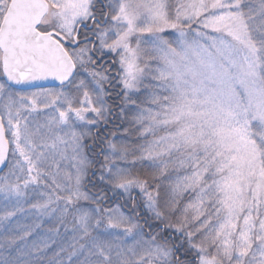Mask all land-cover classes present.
<instances>
[{
    "label": "snow or ice",
    "instance_id": "1",
    "mask_svg": "<svg viewBox=\"0 0 264 264\" xmlns=\"http://www.w3.org/2000/svg\"><path fill=\"white\" fill-rule=\"evenodd\" d=\"M105 52L135 108L124 132L139 142H109L101 167L132 215L84 190L93 162L83 141L109 111V69L93 58ZM0 72V164L10 145L13 157L0 176V225L46 218L69 240L68 264H264V0H0ZM49 77L61 90L12 87ZM42 109L51 115L41 124L32 117ZM129 155L144 175L114 163ZM16 227L0 264H41L47 243L12 254L34 230ZM167 228L184 239L172 243Z\"/></svg>",
    "mask_w": 264,
    "mask_h": 264
},
{
    "label": "rangeland",
    "instance_id": "2",
    "mask_svg": "<svg viewBox=\"0 0 264 264\" xmlns=\"http://www.w3.org/2000/svg\"><path fill=\"white\" fill-rule=\"evenodd\" d=\"M195 28V25L193 26ZM165 38L169 39V40H173L175 39V33H174V30H166V33H165ZM191 38V37H190ZM99 55V54H98ZM106 56V57H105ZM101 57V56H99ZM102 57H105L107 62H106V65L104 67V69H109V71L106 73L109 77H110V80L112 81V85L114 86V89L112 90H107L108 87H111L109 84V86L107 85V83H105L104 87H105V91L108 93L109 96H112L114 97V99H111L112 101H115V102H120L121 103V106L120 108L117 110L116 112V118L120 120V117H124V115L126 114L128 116V121L127 123H129V121L131 120V117L133 116L134 112H135V108L134 106L132 105H126L123 103V91H122V85L120 84L119 82V76L117 75V73L119 72V65L117 63L118 61V57H116L114 54L110 53V52H105V54L102 56ZM97 67H100V65H97ZM97 70H101V68H97ZM116 74V76H115ZM79 78L80 79H85L86 81H89L91 78L87 75V73H85L83 70L80 71V74H79ZM0 81H3V76H2V72H0ZM107 86V87H106ZM72 86H69V85H66L65 86V91L68 90V88H70ZM15 89V88H14ZM39 89H51V90H55V91H59L61 90V86H57V87H46V88H37V89H32V90H17L15 89L16 91H19V92H32V91H37ZM134 99H136L137 97H133ZM140 99H143V94L140 95L139 97ZM117 104L116 103H111L109 102L108 100H106V97H105V106L109 109H112L113 106H116ZM76 106H79V105H76ZM123 107V111H121L120 109H122ZM120 110V111H119ZM109 111L107 112V119H106V122L108 120H110V113ZM130 111V112H129ZM124 113V114H123ZM51 115V113L48 111V110H40L39 112L37 113H34L33 114V119L34 121L38 122V123H44L46 118ZM89 118L90 119H95V116L94 114H90L89 115ZM106 122H101L99 123L98 125H95V126H89L90 128V131L91 133L94 135V131H100V126ZM130 124V123H129ZM109 133V137H110V132ZM117 134V137H119L118 139H114L113 140V135L110 137V139L105 143L104 141L109 138V137H106V138H101V137H95V138H92L93 135H90L88 137L85 138V140L83 141L85 147H84V153L85 155L87 156V158L89 160H91L94 164V162L97 160L98 162L104 161V156L105 155H109V148H108V144L109 142H112V143H115L117 144V146L119 147V145L121 144V140L123 139L124 137V132L122 133V135H120L121 133H116ZM120 135V136H119ZM94 139V145H90L89 141L93 140ZM106 144V149L104 148H101L103 147V145ZM101 145V147H100ZM92 146V147H90ZM11 145H10V150H11ZM132 156L129 155L127 160H114V163H116L118 166L120 167H129V168H132ZM13 162V157H12V154L10 152V159H9V163H8V166L7 168L5 169V171H3L0 176L4 175L5 173L8 172L9 170V167L11 166V163ZM105 163V161H104ZM93 167V166H92ZM92 167H90L88 169V172H87V175L85 177V181H84V188H85V184L86 182H90L93 178H91L90 180V177H88L92 171ZM133 173H136V172H133ZM102 175H105L106 177V170L101 168L100 171L98 170L97 172V175L95 176V179L98 177L100 178ZM106 179L107 177L105 178V180H102L106 186H108L107 182H106ZM94 180V179H93ZM87 185V184H86ZM110 186V185H109ZM108 186V187H109ZM110 188V194L112 196V199H108V196L110 195L109 193H103L104 196L106 197V204H107V208H113V207H116V206H120V209H121V203L123 202L125 204L126 207H131L132 204H133V200L130 198L129 194L127 193H123L121 190H113L111 188V186L109 187ZM85 190V189H84ZM86 191V190H85ZM121 198L122 202L116 198ZM131 197H134L135 198V202L137 201L136 197H138L140 199V201H142L141 197H142V194L140 193L139 189H132L131 191ZM3 204V201L0 200V205ZM131 204V206L129 205ZM136 210V209H135ZM122 211V210H121ZM125 214H127L125 211H123ZM136 212H139V211H136ZM133 214V213H132ZM144 215L146 216V214L144 213ZM34 219L35 221L36 218L34 215L32 214H23L21 213L20 216H17L16 217V222H19L20 225H25L26 220H29V219ZM140 218H143V215H140ZM45 221H46V218H45ZM38 223V221H37ZM141 223V221H140ZM61 231H63V229H61Z\"/></svg>",
    "mask_w": 264,
    "mask_h": 264
},
{
    "label": "trees",
    "instance_id": "3",
    "mask_svg": "<svg viewBox=\"0 0 264 264\" xmlns=\"http://www.w3.org/2000/svg\"><path fill=\"white\" fill-rule=\"evenodd\" d=\"M253 3H257L258 0H252ZM123 108V107H122ZM121 110V109H120ZM130 112V111H129ZM124 114V113H123ZM122 120V125L120 130H115L110 132V137L112 136L111 134H115L113 136V140L114 139H118L119 137H117L116 133H121L120 135H122V133L124 132V129L126 128H131V125L129 123H127L128 121V116L125 114L124 117H120ZM119 135V136H120ZM107 138L104 142L106 143L109 139ZM92 138H95V136L93 135ZM121 142L123 143H127V144H136L139 141H137L136 139V134L135 132H130L129 133H125L124 132V137L121 140ZM90 145H94V139L89 141ZM92 147V146H90ZM101 147V145H100ZM106 147V144L103 145V150ZM106 149V148H105ZM104 164V161L102 163V161L98 162L97 160L94 162L93 167H92V171L90 173V175L88 177L93 178L90 183L86 182L85 184V190L92 192V193H97V192H102V193H109L108 191H110V186H106V184L100 179V178H96L95 176L97 175L98 170L100 171V169L102 168L101 165ZM132 171L133 172H139L141 175L145 174V169L141 166L140 163H136L135 166L132 165ZM119 199L121 202V198H116V200ZM137 201L135 202L137 204V208L135 211H139V215H143V218L140 219L141 224L144 223V219L147 218V216L144 215V210L142 207V201H140V199L138 197H136ZM108 204V202H107ZM107 204L106 202L103 203V207L107 208ZM121 209L122 211H125L127 214L126 215H132L133 213V208L131 206V204H129L131 207H126L125 204L122 202L121 203ZM87 206V205H86ZM17 216H20V214H18ZM175 217H172L173 222H175ZM16 217L13 218L10 222H8L7 224H3L0 225V244L5 243V237L11 236V235H18L20 234V229H18L16 227L17 224H20L19 222H16ZM28 221V222H27ZM27 223H25V225H32L34 230L31 233V235H29L24 241H19L17 240L16 244L13 246L12 248V254L15 255L16 254V249L20 248V249H24V250H28L33 244H37V245H43L44 243H47L49 245V247L47 249H45L42 253H41V264H48L49 260L52 261V264H60V262H63V264H68V251H70V249H67L65 252L60 253V248L61 247H65L67 248V244L69 243V240L64 237L63 235L61 236H55L51 233L48 232V228L51 227V224L48 223L47 221L43 222L41 224L40 227H35V224L37 223V221H35L33 218L26 220ZM150 223L152 224L153 229H158L159 226H162L159 222L157 221H151ZM145 231H147V227L145 228ZM61 233H63V231H61ZM163 235L165 237H173L174 239L172 240V243H178L179 241H181L182 239H184L183 234L179 233V232H175L173 229L171 228H167L165 229ZM53 241H55L53 243ZM184 248H187V244L184 245ZM184 252V249L182 248L180 250V253H178V255H180L181 259H188L191 261H194L195 259V253H189L187 255V257H185L184 255H182V253ZM56 253H59V255H56ZM7 253L4 252V250H0V255H6Z\"/></svg>",
    "mask_w": 264,
    "mask_h": 264
},
{
    "label": "flooded vegetation",
    "instance_id": "4",
    "mask_svg": "<svg viewBox=\"0 0 264 264\" xmlns=\"http://www.w3.org/2000/svg\"><path fill=\"white\" fill-rule=\"evenodd\" d=\"M97 56H98V54L94 55V57H93L94 59H96V64L97 65H100V67H97V68L98 69L99 68H104L105 65H106V62H107V60L105 58L106 56L105 57H102L101 56L98 59H97ZM115 76H116V74H115ZM111 83H112V81H111ZM111 83L110 84L107 83V85L109 84L111 86V87H108L107 90L114 89V86ZM111 99H114V97L109 96V95L106 96V100H108L111 103H116L117 105L116 106H113L112 109H110V111H109V113H110V120H108L106 123H104V124H102L100 126V131H94V136L95 137H97V136L98 137H101V138H103V137L104 138L109 137V133L108 132H112V131H115V130H120V128H121L122 120H121V118H120V120L116 118V112L120 108L121 103L118 102V101L117 102L112 101Z\"/></svg>",
    "mask_w": 264,
    "mask_h": 264
},
{
    "label": "water",
    "instance_id": "5",
    "mask_svg": "<svg viewBox=\"0 0 264 264\" xmlns=\"http://www.w3.org/2000/svg\"><path fill=\"white\" fill-rule=\"evenodd\" d=\"M3 78L4 80L6 79L4 76ZM60 85H61L60 81H58L57 79L53 77H49L45 80L31 81V82L23 83L19 85L12 84V87L16 89L28 90V89H35V88H42V87H56ZM9 152H10V146H9ZM8 158H9V153H8V156L6 157V162L4 164H0V173L6 168L8 164Z\"/></svg>",
    "mask_w": 264,
    "mask_h": 264
}]
</instances>
